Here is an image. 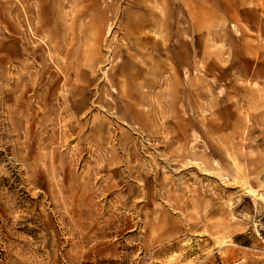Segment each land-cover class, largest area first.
<instances>
[{
  "label": "rangeland",
  "instance_id": "374dc122",
  "mask_svg": "<svg viewBox=\"0 0 264 264\" xmlns=\"http://www.w3.org/2000/svg\"><path fill=\"white\" fill-rule=\"evenodd\" d=\"M0 264H264V0H0Z\"/></svg>",
  "mask_w": 264,
  "mask_h": 264
}]
</instances>
